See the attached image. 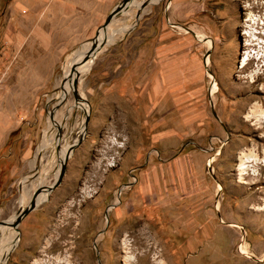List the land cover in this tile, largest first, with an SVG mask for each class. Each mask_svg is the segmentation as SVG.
Listing matches in <instances>:
<instances>
[{"label": "rangeland", "instance_id": "1", "mask_svg": "<svg viewBox=\"0 0 264 264\" xmlns=\"http://www.w3.org/2000/svg\"><path fill=\"white\" fill-rule=\"evenodd\" d=\"M121 1L0 0V226L35 198L4 264H264V0H134L76 102Z\"/></svg>", "mask_w": 264, "mask_h": 264}, {"label": "bare ground", "instance_id": "2", "mask_svg": "<svg viewBox=\"0 0 264 264\" xmlns=\"http://www.w3.org/2000/svg\"><path fill=\"white\" fill-rule=\"evenodd\" d=\"M153 3H157L159 2L160 0H151ZM134 4V2H132L130 5H129V8ZM22 8V7H21ZM127 11V10H126ZM126 11H123V12H126ZM122 12V13H123ZM131 15V14H130ZM255 20V19H254ZM252 18H250L248 20V24L249 26L246 27L245 29H248L247 33L244 34V38L246 40V43L243 45V49L246 51V57L247 59L245 60V58L242 60V69H245L246 67H248L251 63L253 62H256L257 63V69L259 67L263 68L264 67V64L263 62H261L262 60H264V23H260V22H256L254 21ZM259 20V19H258ZM109 26V25H108ZM107 26V28H108ZM106 28V30H107ZM119 31V30H118ZM126 30H123V32H125ZM115 34V33H114ZM102 35H103V31L102 30H99L98 32V37L96 38V40L94 41L95 44H97V49L93 52V53H88L87 57H90L92 59V62H93V59L95 57V55H97L101 49L100 47V43H101V38H102ZM111 36V35H110ZM113 36V35H112ZM111 36V37H112ZM110 38V37H109ZM114 38V37H112ZM112 38L109 40V41H105L106 43H110L112 41ZM106 40V39H105ZM88 48L87 47H82L79 51H76L74 54H73V59H77L78 62L77 64H75L74 62L72 63L73 65L69 68V73H68V79H69V83L72 85V81L73 79L79 75V76H82L83 73H85L88 69V65H87V62H89L87 60V57H86V61L81 64V60L86 56V54H84V51ZM90 48V47H89ZM250 48L252 49H257L258 51L255 50V52L252 54L251 51L249 50ZM260 53V55L258 54ZM254 54H256V56H254ZM73 66H76V71H72L71 72V68ZM252 77L254 78L255 77V74L252 75ZM259 78V77H258ZM80 100L82 101L83 99L80 97ZM79 102V100H78ZM84 111L85 113L87 112V104L86 103H83L81 102V104L79 105ZM88 114V112L86 113ZM255 115V114H254ZM259 119V117L257 118ZM261 119H264V111L261 113V117L259 120H256L257 122H259ZM261 123V122H260ZM259 124V123H258ZM249 160V159H248ZM248 160H245L243 159L242 157H240V164H239V172L244 174L245 173V164L248 163L246 161ZM64 162V161H63ZM262 163L264 164V159L262 161ZM247 173H245L246 175ZM240 175V174H239ZM242 177V176H241ZM47 188L44 189V197H39L35 203L38 204V203H41L42 199L46 198V196L48 195L49 191L46 190ZM17 217V216H16ZM12 218L9 222H13L15 220V218ZM6 229H10V228H7V227H1L0 226V231H4ZM3 234V233H2ZM1 236V235H0ZM4 238H7L4 237ZM2 239V238H1ZM17 240V235L15 232H12L11 236H10V243H9V246L7 247H1L0 246V264H4L8 258V252L10 249H12V243H14L15 241ZM2 242V241H1ZM4 242V241H3ZM8 245V244H7ZM3 246V244H2ZM124 246L127 247V244L124 243ZM126 249V248H125ZM246 249V248H245ZM246 254V252H245ZM159 264V263H158Z\"/></svg>", "mask_w": 264, "mask_h": 264}, {"label": "water", "instance_id": "3", "mask_svg": "<svg viewBox=\"0 0 264 264\" xmlns=\"http://www.w3.org/2000/svg\"><path fill=\"white\" fill-rule=\"evenodd\" d=\"M133 1L134 0H122L120 2V4H118L115 8H113L111 10V12L109 13V15L106 17L103 25L97 30L94 39H96L98 37L99 30H102L103 33H104L105 30H106V28H107V26L114 20V18L116 16H118L119 14H121L123 11H126L129 8V5ZM145 6H146V4L143 2L141 4V8H144ZM136 18L137 19L139 18V14H136ZM94 39L92 40L93 44L90 46L89 50L87 51L86 56L81 60V64H83L86 61V57H87L88 53H93L97 49V46L94 43ZM75 69H76V67H72L71 68V72L72 71L73 72L76 71ZM77 77H78V75L72 81L73 97H74V99H75L76 102H78V100L80 99L79 98V95L77 94V81H76ZM62 102H63V100L60 101L57 104V106H59ZM55 108L49 113L50 118L52 120H53V111L55 110ZM87 122H88V114H86L85 125L87 124ZM78 144H79V142L77 143V145ZM65 163H66V158L64 159V162L62 163V166L60 167L58 177L55 180V182L53 183V185H51L49 187H46L47 188L46 190H48L49 192H52L53 190H55L60 185V183H61V181L63 179V176H64V172H65ZM34 199L35 198L32 199V202H31V204L29 205V207L27 209H23L22 211H20L18 213L17 217L15 218V220L13 222H11V223L10 222H6V223H2V224L5 225V226H7V227H11V228L17 229V226L19 225L20 221L25 216H27L30 212H32L35 209V204L33 203Z\"/></svg>", "mask_w": 264, "mask_h": 264}, {"label": "crops", "instance_id": "4", "mask_svg": "<svg viewBox=\"0 0 264 264\" xmlns=\"http://www.w3.org/2000/svg\"><path fill=\"white\" fill-rule=\"evenodd\" d=\"M111 42H112V41H111ZM111 42H110V43H111Z\"/></svg>", "mask_w": 264, "mask_h": 264}]
</instances>
